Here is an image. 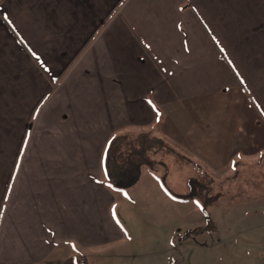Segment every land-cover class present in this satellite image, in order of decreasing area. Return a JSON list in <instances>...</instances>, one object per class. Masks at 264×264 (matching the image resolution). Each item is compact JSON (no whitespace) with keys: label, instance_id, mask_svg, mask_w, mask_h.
<instances>
[{"label":"crops","instance_id":"obj_1","mask_svg":"<svg viewBox=\"0 0 264 264\" xmlns=\"http://www.w3.org/2000/svg\"><path fill=\"white\" fill-rule=\"evenodd\" d=\"M124 130L191 159L166 157L185 191L207 174L215 195L262 161L264 0H0V264L66 246L89 262L125 236L112 207L146 179L144 197L202 201L147 169L110 185L105 147Z\"/></svg>","mask_w":264,"mask_h":264},{"label":"rangeland","instance_id":"obj_2","mask_svg":"<svg viewBox=\"0 0 264 264\" xmlns=\"http://www.w3.org/2000/svg\"><path fill=\"white\" fill-rule=\"evenodd\" d=\"M243 168L240 180L230 176L211 198L212 205L208 199L214 192L188 204L144 197L146 179L133 194L128 189L127 195L116 197L112 207L123 238L98 248L87 263L82 262V253L76 258L79 252L61 247L51 255L50 264H264V210L252 208L264 203V159ZM180 179L184 177H175L174 182L169 178L166 184L176 196L190 195L193 188L181 190ZM116 191L119 196L120 189ZM208 216L219 231L195 232L213 223L207 222Z\"/></svg>","mask_w":264,"mask_h":264},{"label":"trees","instance_id":"obj_3","mask_svg":"<svg viewBox=\"0 0 264 264\" xmlns=\"http://www.w3.org/2000/svg\"><path fill=\"white\" fill-rule=\"evenodd\" d=\"M169 156H174L176 162L191 161L152 130L115 132L107 141L103 155V167L107 182L115 188H130L139 181L143 171L147 169L163 182L169 193L175 195L173 189L166 184L170 169L166 157ZM195 166L201 168L200 164H195ZM189 184L193 188V192L190 195L178 196L179 198H205L211 190L212 178L207 174L206 176L201 174L191 178ZM211 198L214 199L215 196L211 195L208 199L210 203L213 202ZM211 225L199 227L195 232H203L211 228Z\"/></svg>","mask_w":264,"mask_h":264}]
</instances>
